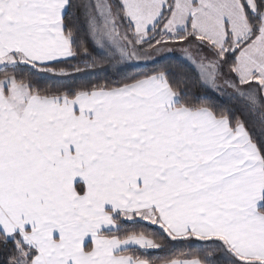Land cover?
I'll return each instance as SVG.
<instances>
[{
	"label": "snow or ice",
	"instance_id": "obj_1",
	"mask_svg": "<svg viewBox=\"0 0 264 264\" xmlns=\"http://www.w3.org/2000/svg\"><path fill=\"white\" fill-rule=\"evenodd\" d=\"M0 264H264V0H0Z\"/></svg>",
	"mask_w": 264,
	"mask_h": 264
}]
</instances>
